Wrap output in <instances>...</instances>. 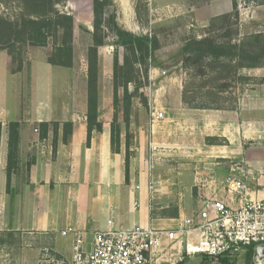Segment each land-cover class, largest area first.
<instances>
[{
    "label": "crops",
    "instance_id": "obj_1",
    "mask_svg": "<svg viewBox=\"0 0 264 264\" xmlns=\"http://www.w3.org/2000/svg\"><path fill=\"white\" fill-rule=\"evenodd\" d=\"M218 1L206 21L232 13L230 0ZM123 21L124 29L134 33L131 19ZM199 21L205 26V19ZM92 30V23L85 28L89 41L80 61L74 22L69 68L48 64L50 44L26 47L19 70L0 51V235L47 237L54 255L70 260L75 236L61 235L68 228L82 236L88 252L93 234L109 229L110 223L124 230L172 229L194 217L206 199L238 208L240 197L229 190L230 179L244 184L246 198L264 199V84L245 89L231 108H191L182 93L170 92L161 104L151 100L150 109L132 108L126 167L121 111L118 152L110 143L113 55H103L102 63L98 54L101 132L93 131L87 143L85 53ZM106 46L112 47H99L98 53ZM242 74L264 79V67L243 69ZM149 110L162 112L164 119L146 124ZM10 122L19 124V141L17 169L6 191ZM44 123L48 127L40 139ZM150 145L156 148L152 154ZM163 246L158 264L176 263L177 246Z\"/></svg>",
    "mask_w": 264,
    "mask_h": 264
},
{
    "label": "rangeland",
    "instance_id": "obj_2",
    "mask_svg": "<svg viewBox=\"0 0 264 264\" xmlns=\"http://www.w3.org/2000/svg\"><path fill=\"white\" fill-rule=\"evenodd\" d=\"M109 1L110 6L106 8V16L114 14L117 24L122 29L124 27L121 22L130 18L134 31L132 34L146 35L157 43V50L147 61V78H144V69L142 67L139 69L137 82L141 87L137 97L131 101V112L132 108L150 109L149 104L153 99L160 104L163 103L169 92L171 96L182 93V101L187 106H198L204 103L211 108H231L237 105L245 89L264 84V79L244 76L242 70L238 74L247 77L249 79L247 83L239 82L236 76L228 75L226 72L219 74V70L210 71L207 66L204 67L205 73L202 74L194 67H185L180 53L187 40L200 39L208 34L212 37H230L233 42H239L250 34L264 33V5L247 3L245 0H230L236 3L237 20L232 17L228 21L223 19L225 15H221L206 21L207 15L215 12L218 0ZM221 1L223 0L218 2ZM59 9L71 15L79 26L75 52L77 51L78 60L81 61L84 57L82 49L89 41L85 28L93 22L92 0H67L63 6H59ZM18 13L15 2L0 0V15L13 19ZM202 18L206 21L203 27L199 21ZM114 40L109 34L106 39L107 45L111 46ZM26 47L22 48L21 56ZM106 47L100 49L98 53L101 62L103 63V55H114L117 52L121 63L124 50L121 48L115 50L113 46ZM12 64L15 68L17 63L15 61ZM222 86L223 89H220ZM128 90L129 92L133 90L132 84L128 86ZM119 95L121 96V90ZM120 111L121 107L118 108V113ZM119 117L122 118V114ZM148 122L147 117L145 123ZM51 246L49 238L47 240V237L43 236L0 235V264H37L44 250L47 255L53 256ZM198 262L199 257H187L185 264ZM243 263L244 257L236 261V264Z\"/></svg>",
    "mask_w": 264,
    "mask_h": 264
},
{
    "label": "trees",
    "instance_id": "obj_3",
    "mask_svg": "<svg viewBox=\"0 0 264 264\" xmlns=\"http://www.w3.org/2000/svg\"><path fill=\"white\" fill-rule=\"evenodd\" d=\"M247 3L264 5V0H245ZM18 8V15L11 19L0 15V51H5L12 60L16 61V69L21 67L22 48L52 46V52L48 58V64L52 66L69 68L73 59V29L74 20L71 15L62 12L59 6H63L67 0H12ZM110 6L109 0H92V33L91 46L86 53L87 62V143L91 133L101 132V124L98 122V48L107 45L106 39L110 34L115 40L113 46L124 50V56L120 63L117 52L113 55L112 64V89L113 107L115 114L110 125V143L113 152H118L120 145V125L117 121L118 108L121 107L122 122L126 128V167L129 158L128 143L130 135L128 127L130 123L131 101L137 97L141 87L137 82L139 69H144V78H147L148 59L157 50V43L148 36H137L125 31L116 22L114 14L106 16V8ZM233 13L225 15L223 19L237 20L236 3H232ZM19 45V46H18ZM18 46V47H17ZM182 62L185 67H194L204 74L205 66L210 71L219 70V74L225 72L236 76L241 83H247L249 79L238 73L243 69L264 67V33L250 34L239 42H233L226 36L212 37L206 35L200 39L192 38L185 42L181 48ZM238 75V76H237ZM132 84L133 90L129 92L128 86ZM223 89V86L220 88ZM121 90V96L119 95ZM197 109H211L207 104L189 106ZM213 109V108H212ZM47 124H41L39 137H45L43 128ZM2 126L0 123V136ZM19 124L10 122L7 124V163H6V191L9 189V180L17 169V152L19 141ZM65 139V138H64ZM56 256V255H54ZM59 258L58 256H56ZM199 257L197 264H213L206 256ZM253 247H249L244 255L243 264H254ZM187 257L177 264H185ZM219 264H236L235 259L223 258Z\"/></svg>",
    "mask_w": 264,
    "mask_h": 264
},
{
    "label": "built area",
    "instance_id": "obj_4",
    "mask_svg": "<svg viewBox=\"0 0 264 264\" xmlns=\"http://www.w3.org/2000/svg\"><path fill=\"white\" fill-rule=\"evenodd\" d=\"M149 123L164 119L162 112L149 110ZM156 148L150 145L152 154ZM153 185L149 186L151 190ZM229 190L240 197V206L232 208L217 199L204 200L194 217L185 219L172 229L133 228L109 229L93 234L90 251H84V241L72 228L62 236H75L72 258L65 260L47 255L43 251L37 264H158L165 243L177 246V262L184 257L206 256L219 264L223 258L244 257L253 247L254 264H264V199L246 198L245 186L235 179L229 180Z\"/></svg>",
    "mask_w": 264,
    "mask_h": 264
}]
</instances>
